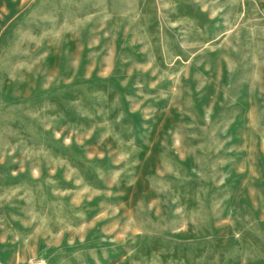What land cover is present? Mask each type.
<instances>
[{"label": "rangeland", "instance_id": "obj_1", "mask_svg": "<svg viewBox=\"0 0 264 264\" xmlns=\"http://www.w3.org/2000/svg\"><path fill=\"white\" fill-rule=\"evenodd\" d=\"M0 264H264V0H0Z\"/></svg>", "mask_w": 264, "mask_h": 264}]
</instances>
